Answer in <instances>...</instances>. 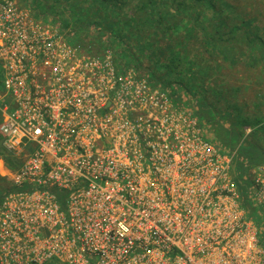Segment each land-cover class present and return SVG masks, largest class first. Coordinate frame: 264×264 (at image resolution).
<instances>
[{
    "label": "built area",
    "instance_id": "2783aa9c",
    "mask_svg": "<svg viewBox=\"0 0 264 264\" xmlns=\"http://www.w3.org/2000/svg\"><path fill=\"white\" fill-rule=\"evenodd\" d=\"M55 25L0 0V264H264L263 167L250 217L197 120Z\"/></svg>",
    "mask_w": 264,
    "mask_h": 264
},
{
    "label": "trees",
    "instance_id": "16d2710c",
    "mask_svg": "<svg viewBox=\"0 0 264 264\" xmlns=\"http://www.w3.org/2000/svg\"><path fill=\"white\" fill-rule=\"evenodd\" d=\"M33 4L52 13L55 22L74 19L94 32L97 38L90 45L106 44L121 66L132 67L151 86L167 92L179 109L192 111L217 150L232 156L240 206L255 217L245 177L249 170L264 166V1L35 0Z\"/></svg>",
    "mask_w": 264,
    "mask_h": 264
},
{
    "label": "rangeland",
    "instance_id": "374dc122",
    "mask_svg": "<svg viewBox=\"0 0 264 264\" xmlns=\"http://www.w3.org/2000/svg\"><path fill=\"white\" fill-rule=\"evenodd\" d=\"M12 1H14L16 6L22 12L28 14V16L40 28H43V29L52 28V27L55 28V26H56L55 24H59L58 22H55L53 20L54 18H52L53 17L52 13H49L48 10H46L43 7H40L39 9H37L35 7V5L33 4V2L35 0H12ZM262 1H264V0H262ZM51 11H53V10H51ZM261 12H263V14H264V7H262ZM57 18L61 19V17H59V16ZM69 18H73L71 13H70ZM68 20H69V22L67 23L65 20L62 19L60 22V27L65 33L64 37H65L66 41L72 46H77V48L79 49L80 52L83 51V52L90 54V55H93V56L94 55L99 56L106 49H110V48H105L106 44L101 45V46L90 45V42L93 41V39L97 38L95 36V33L88 31L84 27H81L80 26L81 24L75 22L74 19H68ZM262 20L264 22V19H262ZM121 57L125 61H127V59H128L127 55H123ZM116 59H118V58H116ZM128 68H132V67H128ZM120 69L122 70V67H120ZM118 71H120V70H118ZM136 74H137L136 76L138 77L137 72H136ZM176 108L179 109L178 107H176ZM179 110H181L180 112H182L184 126L186 127L188 124H190V121H192V120H197L198 124L196 123V126L200 132V136L202 135V138L205 141L211 143L215 147V141L212 138H210L208 135L205 134L206 132L204 131V126L200 124V122L198 121V117L190 110H183V109H179ZM215 149L217 150L216 147H215ZM219 153H221V152H219ZM224 155H226V153ZM0 157L8 166L10 164V167H9L10 169L11 168L16 169V164L14 161H12L11 156L6 154L1 149H0ZM232 163H233V161H232ZM263 169H264V166H263ZM232 171H234V173L236 171L233 166H232ZM246 176H248V174H246ZM0 179H2V180H0V184H4V182L9 183L6 180V178H4V177L0 176Z\"/></svg>",
    "mask_w": 264,
    "mask_h": 264
}]
</instances>
